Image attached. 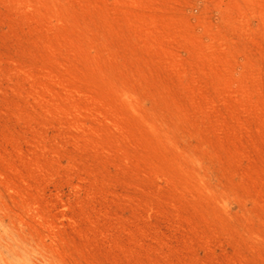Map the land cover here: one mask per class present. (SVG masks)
<instances>
[{
  "label": "rangeland",
  "instance_id": "1",
  "mask_svg": "<svg viewBox=\"0 0 264 264\" xmlns=\"http://www.w3.org/2000/svg\"><path fill=\"white\" fill-rule=\"evenodd\" d=\"M0 264H264V0H0Z\"/></svg>",
  "mask_w": 264,
  "mask_h": 264
}]
</instances>
